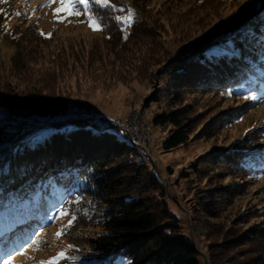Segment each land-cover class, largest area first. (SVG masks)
Instances as JSON below:
<instances>
[{"label":"rangeland","instance_id":"1","mask_svg":"<svg viewBox=\"0 0 264 264\" xmlns=\"http://www.w3.org/2000/svg\"><path fill=\"white\" fill-rule=\"evenodd\" d=\"M124 2L132 24L142 20L149 28L136 30L128 42L131 29L124 28L123 42L110 44L81 17L58 22L56 4L0 0V11L5 4L14 7L12 25L52 38L41 42L27 36V42L15 45L0 35V119L33 130L87 120L116 129L121 138L126 130L125 139L137 150L132 160L159 180L163 195L157 191L153 196L167 204L169 225L198 250L201 264H264V236L230 252L219 245L249 227L264 232V174L249 182L210 161L236 142L251 140L247 133L254 135L264 125V104L245 108L243 102L187 92L175 104L178 83L165 75L178 60H190L205 49L219 50V41L244 28L264 8V0ZM243 108L242 118L221 126ZM179 109L189 112L192 134L185 145L166 151L164 143L175 128L155 126L153 119ZM208 126L220 127L205 138ZM225 191L231 195L226 197ZM214 207L219 208L215 215ZM68 221L69 214L59 216L39 244L15 256L14 263L41 264L58 257L70 238L56 234ZM101 232L90 229L91 235Z\"/></svg>","mask_w":264,"mask_h":264},{"label":"trees","instance_id":"2","mask_svg":"<svg viewBox=\"0 0 264 264\" xmlns=\"http://www.w3.org/2000/svg\"><path fill=\"white\" fill-rule=\"evenodd\" d=\"M114 2L125 11L101 10L107 25L102 32L110 44L123 42L124 26L113 17L128 11L124 0ZM13 13L10 4L0 11V35L4 40L19 45L27 42V36H37L41 42L52 39L42 35L41 30L27 32L21 24L12 25ZM80 17L87 23L84 16ZM148 28L142 20L134 21L126 41L136 30ZM219 43L216 52L205 49L190 60H178L165 73L178 83L175 104L181 103L184 92L243 102L245 108L264 104V8L257 10L244 28ZM84 57L89 60V53ZM243 110L233 120H223L221 126L238 121L244 116ZM188 115L179 109L153 119L155 126L175 128L164 143L166 151L190 140ZM2 119L0 233L12 234L13 247L17 245L25 251L37 245L64 208L69 219H75L62 228L61 237L70 238L63 252L76 259H61L58 264H201L198 250L178 237L175 226L169 225L167 204L154 198L157 191L163 195L159 180L149 174L146 166L132 160L136 148L116 129L105 128L99 122L75 120L33 130L17 126L6 117ZM219 127L208 126L204 137H210ZM251 132L247 133L251 140L245 139L238 146L236 142L210 161L226 166L249 182H257L264 174V125L254 130L256 134ZM224 195L231 194L225 191ZM218 209H212L213 215ZM96 228L102 232L91 235L90 229ZM263 236L258 228L249 227L219 245L230 252ZM13 247L2 250L9 254Z\"/></svg>","mask_w":264,"mask_h":264},{"label":"snow or ice","instance_id":"3","mask_svg":"<svg viewBox=\"0 0 264 264\" xmlns=\"http://www.w3.org/2000/svg\"><path fill=\"white\" fill-rule=\"evenodd\" d=\"M53 4L58 5L54 9V17L55 19L63 23L68 20V17H80L84 16L89 27L93 31H103L107 25H105L102 19L101 10L111 9L112 12H121L123 13L125 10L122 8H118L114 0H46L45 6L52 7ZM98 6V7H96ZM63 13V15H61ZM16 16H20L21 13L16 12ZM114 20L117 24H122L124 28H130L132 24V15H115ZM71 22V21H69ZM83 22V21H80ZM42 35L44 33H41ZM50 36V34H49ZM125 38H127L125 36ZM255 99V97H252ZM67 211L64 208H61L59 211V216L63 217L67 215ZM75 217L73 216L72 219H69L68 226H70L73 222ZM63 229L60 232H57V237L63 234ZM39 239L37 240V244H39ZM71 247V245H69ZM19 255L23 256L25 253L23 251L18 253ZM76 259L75 257H67L65 252H60L58 257H53L50 261H42L41 264H58L59 260L61 259ZM3 264H14V257L9 255L7 256Z\"/></svg>","mask_w":264,"mask_h":264},{"label":"built area","instance_id":"4","mask_svg":"<svg viewBox=\"0 0 264 264\" xmlns=\"http://www.w3.org/2000/svg\"><path fill=\"white\" fill-rule=\"evenodd\" d=\"M121 132H123V134H126V136H128L127 134H128L129 132H127L126 130H121Z\"/></svg>","mask_w":264,"mask_h":264},{"label":"bare ground","instance_id":"5","mask_svg":"<svg viewBox=\"0 0 264 264\" xmlns=\"http://www.w3.org/2000/svg\"><path fill=\"white\" fill-rule=\"evenodd\" d=\"M121 135L124 137V138H126L127 136H126V134H123V132H121Z\"/></svg>","mask_w":264,"mask_h":264}]
</instances>
